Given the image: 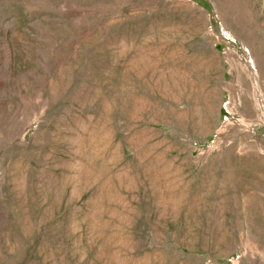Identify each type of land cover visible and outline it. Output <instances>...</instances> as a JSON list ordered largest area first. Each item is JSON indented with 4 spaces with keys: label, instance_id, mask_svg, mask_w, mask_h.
Segmentation results:
<instances>
[{
    "label": "rangeland",
    "instance_id": "rangeland-1",
    "mask_svg": "<svg viewBox=\"0 0 264 264\" xmlns=\"http://www.w3.org/2000/svg\"><path fill=\"white\" fill-rule=\"evenodd\" d=\"M0 264H264V0H0Z\"/></svg>",
    "mask_w": 264,
    "mask_h": 264
}]
</instances>
